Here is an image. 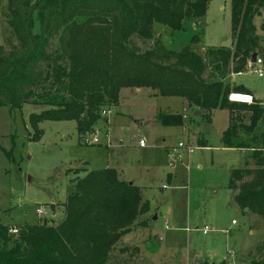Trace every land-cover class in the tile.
Segmentation results:
<instances>
[{"label":"trees","instance_id":"trees-1","mask_svg":"<svg viewBox=\"0 0 264 264\" xmlns=\"http://www.w3.org/2000/svg\"><path fill=\"white\" fill-rule=\"evenodd\" d=\"M209 1L7 0L6 23L15 42L5 43L9 49L0 45V106L10 111L44 106L28 118L35 140L43 120H74L79 135L90 132L104 107L116 106L127 87L181 97L207 121L212 110H228L221 143L248 151L253 164L233 169L229 188L235 205L263 222L262 239L249 255L251 264H264V104L227 98L231 91H244L227 77L246 71L252 53L264 63V36L255 24L264 0H231V48H204L202 28L177 51L154 40L155 24L184 30L186 21L205 15ZM150 40L145 48L137 42ZM156 119L163 126L182 125L178 113L160 112ZM64 209L59 223L24 224L17 234L0 224V264H107L149 204L137 186L104 168L70 180Z\"/></svg>","mask_w":264,"mask_h":264},{"label":"rangeland","instance_id":"rangeland-1","mask_svg":"<svg viewBox=\"0 0 264 264\" xmlns=\"http://www.w3.org/2000/svg\"><path fill=\"white\" fill-rule=\"evenodd\" d=\"M7 4V0H0V45L15 42L6 23ZM230 9L231 0H211L205 15L186 21L184 30L155 24L154 40L160 38L166 48L177 51L202 28L204 48H231ZM255 24L264 36V13ZM154 40L137 42L145 48ZM10 44L6 45L8 49ZM232 83L244 86L264 103V73L258 76L246 70L235 74ZM151 94L149 88H122L118 104L104 107L90 132L79 135L74 120H43L38 123L41 135L37 140L28 118L44 106L24 104L13 111L0 106V224L18 227L59 223L64 218L70 180L108 166L115 168L120 180H134L143 186V190L137 187L149 210L118 241L107 264L230 260L233 258L226 255L228 248L240 255L231 262L227 260L228 264H251L253 256L249 254L262 239L263 222L239 209L229 188L233 169L244 168L246 160L249 167L253 166L248 151L222 146L220 139L228 125L229 111L214 109L210 122L202 118L200 110H196L197 116L187 111L181 126H163L156 122V111L180 112L181 108L173 106L175 101L171 100L175 98ZM199 134L208 147L196 143ZM94 137L97 143H91ZM140 139L145 142L141 148ZM179 142L190 146L192 152L178 147ZM39 209L43 213H38ZM204 226L212 232L202 234Z\"/></svg>","mask_w":264,"mask_h":264},{"label":"built area","instance_id":"built-area-1","mask_svg":"<svg viewBox=\"0 0 264 264\" xmlns=\"http://www.w3.org/2000/svg\"><path fill=\"white\" fill-rule=\"evenodd\" d=\"M262 68L264 69V63H263V60L261 58H259V57L256 58V61L254 63H251L249 61L247 66H246V70H252L254 73H257L258 76H262V74L264 73V70ZM238 74H240V73H238ZM227 98H228V101H230V102L243 103V104H251L255 100L251 95H249L247 93H244V92H238V91H231L228 94ZM103 113H105V112H103ZM84 140H86V139H84ZM97 142H98L97 138L94 137L92 139L91 143H97ZM138 145H139V147H144L145 146V142L142 139H140L138 141ZM178 147H186V151L188 153L192 152V148L191 147L185 146L181 142L178 143ZM38 213H43V210L39 209ZM232 223L234 224L235 222L233 221ZM8 231H9L10 234H17V232H18L16 227H10ZM200 231L202 232V234L206 235L209 232H211L212 230L208 226H204ZM226 255L228 257L233 258V260H234L235 258H237L238 252H236L233 249H229L228 248L226 250ZM231 264H238V263L237 262H233Z\"/></svg>","mask_w":264,"mask_h":264},{"label":"crops","instance_id":"crops-1","mask_svg":"<svg viewBox=\"0 0 264 264\" xmlns=\"http://www.w3.org/2000/svg\"><path fill=\"white\" fill-rule=\"evenodd\" d=\"M211 1V0H210ZM209 1V2H210ZM209 4V3H208ZM208 7V6H207ZM233 43V42H232ZM204 46V45H203ZM234 76H235V74H232V75H230V76H228L227 77V80L230 82V84H231V86L233 87V86H235V87H237V86H239V87H241L244 91H240V92H244V93H247V94H249V95H251L253 98H254V96L250 93V91L248 90V89H246L244 86H242V85H234L233 83H232V80H233V78H234ZM135 90L136 91H140L141 90V88H135ZM151 95H153V96H155L154 95V92L152 91V94ZM169 99H176V100H171V102H174L175 101V103H173V106H180V108H181V111L180 112H178V111H175V112H173V111H161V110H159V111H156V114H155V119H156V117H157V115L160 113V112H163V113H180L181 114V116H182V118L184 117V115H186V117H187V111H190L191 112V114H192V116H197V113H198V111H196V110H193V108H191V107H189L188 105H187V103H186V101L183 99V98H181V97H168ZM255 99V98H254ZM255 100H259V99H255ZM260 101V100H259ZM171 106V105H170ZM178 107H174V108H178ZM166 109H170V107L168 106ZM212 111H214V110H212ZM212 111H211V114H210V120L208 121V122H210L211 121V117H212ZM201 113V115L203 114V112H200ZM156 122H158L157 121V119H156ZM182 122H183V120H182ZM228 122H229V116H228ZM159 123V122H158ZM183 124V123H182ZM228 126V125H227ZM225 130V129H224ZM223 130V131H224ZM223 133V132H222ZM222 135V134H221ZM199 136V138L196 140L197 142V144L199 145V146H201V147H208V145H207V141H206V139H203V137H202V135L201 134H199L198 135ZM220 141H221V139H220ZM223 146V145H222ZM138 147H139V145H138ZM190 147V146H189ZM141 148V147H140ZM242 151V150H241ZM247 161V160H246ZM246 161H245V164H246ZM107 168H111V167H108L107 166ZM113 169H115V168H113ZM118 171V170H117ZM118 175L119 176H121V174L118 172ZM122 179V178H121ZM123 180H125V179H123ZM126 181H128V183L129 184H133L134 186H138V187H140V188H142L143 186H140V185H137L136 183H135V181L133 180V181H131V182H129V180H126ZM142 190H143V188H142ZM227 231L228 230H225L224 231V233L225 234H227ZM212 232V231H211ZM252 233V232H251ZM237 252V251H236ZM240 255H237V258L236 259H238V257H239ZM224 260V259H223ZM226 261L228 260V259H225ZM233 259H230V260H228L229 262H231ZM235 260V259H234ZM211 261V260H210Z\"/></svg>","mask_w":264,"mask_h":264},{"label":"water","instance_id":"water-1","mask_svg":"<svg viewBox=\"0 0 264 264\" xmlns=\"http://www.w3.org/2000/svg\"><path fill=\"white\" fill-rule=\"evenodd\" d=\"M256 58H257V53H252L251 57H250V62L251 63H254L256 61ZM159 240V239H158Z\"/></svg>","mask_w":264,"mask_h":264}]
</instances>
